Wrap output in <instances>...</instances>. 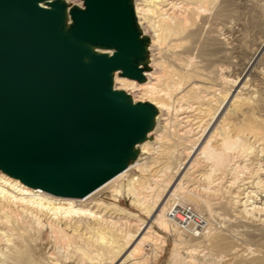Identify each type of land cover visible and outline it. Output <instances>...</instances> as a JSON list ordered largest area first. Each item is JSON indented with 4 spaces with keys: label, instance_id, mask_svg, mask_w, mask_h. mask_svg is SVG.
Returning <instances> with one entry per match:
<instances>
[{
    "label": "bare ground",
    "instance_id": "1",
    "mask_svg": "<svg viewBox=\"0 0 264 264\" xmlns=\"http://www.w3.org/2000/svg\"><path fill=\"white\" fill-rule=\"evenodd\" d=\"M141 4L142 6L136 7V12L144 16L154 28L156 41L162 46L164 54L168 56L171 66L180 70L184 69L186 72L184 87H180L181 83L175 84V81L173 84L166 80L162 82L160 75L154 76L157 83L141 85L145 93L151 96L149 99L151 104L158 108L168 107L167 110L170 109L177 115L178 130L174 139L176 145L181 146L176 150L172 145L166 146L164 150L161 149L159 157L154 162L159 163L158 167L163 165L162 174H151L143 163L137 164L142 173L140 177L130 180L125 190L126 196L133 197L132 203L140 207L144 206L147 194L142 197V193L147 189H152V184L158 185V181L161 180L158 178L165 177V171L168 172V169L174 168L175 165L172 168V161L181 160L179 167L171 171L170 181L163 190V194L154 203L153 208L147 209L151 215V222L139 218L137 214L119 205H111L95 199L96 193L129 173L132 167L130 164L122 173L83 198L62 197L41 189L30 188L0 170V214H9L13 207H16L18 213H24L32 218L38 220L42 217L47 218L49 227L55 234L59 236L60 232L62 233L65 229L66 231L71 229L76 239L80 240L78 243L89 240L91 235L93 238L95 235L101 236L102 240L106 232L111 233L107 241L96 244L91 256L85 257L86 264H147L149 260L158 258L156 250L163 252L164 247L167 246L166 238L156 232L153 224L165 231H171V224L182 230H191V226H195L193 229L195 231L202 227V222L198 217H191L190 220L184 218L178 210L181 206L172 204L170 210L167 211L168 204L177 192L186 191L194 195L196 184L201 182L204 186V193L209 195L206 197H211L216 201V215H220L221 223H223L220 230L216 231L210 227V231L206 236L204 235L205 242H207L206 248L209 246L219 254L223 253L219 256V264H264V136L260 135L256 129L254 130L255 127L251 126L249 121L241 127L235 122L238 129L232 122L242 107L249 108L247 99L241 97L240 94L243 91L251 93L254 90L252 86L254 83L250 80V76H254L258 84L264 87V71L256 68V63L264 59V38L258 44L257 49L250 54L245 71L236 81L232 82L229 92L225 93L224 100L217 109H213L212 114L210 111L215 102V96H217L216 91L221 90L216 87L223 88L232 81L227 74V67L215 68V65L218 60L229 59L228 52L232 49L231 41L223 37L234 35L237 30L232 24L233 0H144ZM260 4L250 5V10L262 23L264 6ZM167 20L174 30L169 35L171 43L165 32L168 25ZM106 52L109 53V51ZM146 55L148 56V52ZM143 65L144 62L141 63L140 68ZM118 72L120 71L113 73L114 89ZM144 75H146L145 72ZM194 78L202 85L194 83ZM121 82L124 87L135 84V80L129 78H123ZM158 83H162L164 87L157 88ZM169 83L170 86L177 85L172 93L167 92L165 88ZM260 107L264 109V104ZM209 115L212 117L209 118ZM244 126L251 131L250 138L257 146L249 153H246L247 149L239 147L240 139L245 137L244 133L248 130L244 129ZM236 129L238 130L237 135L234 136L233 132ZM199 130L201 134L197 136L198 139L192 146L190 145L188 150L185 141H189L191 135L193 136ZM153 131L154 126L146 138L135 147L136 150L138 146H142V152L148 154L149 157L151 147L148 138ZM241 131L244 132L239 133ZM169 159L173 160L169 161ZM114 191L116 199L121 197V187ZM225 192L229 194V201L223 200ZM0 224L2 227L5 225L10 230H15L18 228L19 219L11 212V215L0 217ZM18 229L20 232V226ZM236 229L238 235L233 234ZM19 232L18 234H21ZM4 233L0 230V240ZM85 234H91L88 236L90 238L85 237ZM245 235L258 241V247L244 249L246 245L243 248L242 243L245 242ZM67 236L66 234L65 237ZM19 237L16 238L19 239ZM11 241V239H6V244L9 245ZM87 241L80 245L76 241L74 243L76 247L80 249L84 247L88 250L92 244ZM10 245L13 243L11 242ZM93 247L95 245H92ZM20 248L13 245L10 255L12 260L16 261L18 257H21ZM205 249L201 251L202 255H210L211 250L205 251ZM176 256L177 249L173 248L171 258L174 259Z\"/></svg>",
    "mask_w": 264,
    "mask_h": 264
},
{
    "label": "water",
    "instance_id": "2",
    "mask_svg": "<svg viewBox=\"0 0 264 264\" xmlns=\"http://www.w3.org/2000/svg\"><path fill=\"white\" fill-rule=\"evenodd\" d=\"M84 2L0 0V170L69 198L122 173L157 113L113 88L115 71L145 80L132 0Z\"/></svg>",
    "mask_w": 264,
    "mask_h": 264
},
{
    "label": "rangeland",
    "instance_id": "3",
    "mask_svg": "<svg viewBox=\"0 0 264 264\" xmlns=\"http://www.w3.org/2000/svg\"><path fill=\"white\" fill-rule=\"evenodd\" d=\"M63 2L66 3L69 10L73 7H80L85 9L84 0H63ZM132 2L134 5L138 27L140 28V31L142 33V37L148 40V46H147L148 56L142 67L145 68L144 72L146 75H145V80L143 82H139L135 80L134 85L124 87L122 85L121 80L126 77H123L120 71L116 74L115 90L118 89L121 91H125L132 98L135 104L139 102L151 103V101L149 100L151 99V96L146 94L144 89H142L143 85H145L146 83H153V82L157 83V80L156 78H154V76L160 75L162 76V82L166 80V82L170 81L172 82V84L175 82H176L175 84L181 83L180 87H184V85H186L184 83L186 81L185 80L186 78H184L186 72L184 69L180 70L175 66L174 67L171 66V61H169L168 56L164 54V51H162L163 49L162 46L158 44V42L156 41L157 36L154 31V28H152V26L148 23V21H146L144 16L136 12V7L140 5L142 6L141 3H143L144 0H132ZM253 4L254 5L260 4L264 6V0H233L232 24L236 26L237 30L234 33V35H226L227 37L226 36L223 37L231 41V43L233 44L232 49L230 52H228L229 59H224L222 61L218 60V62L216 63L217 66L215 65V68L227 67L228 68L227 74L229 75V78L232 81L224 85L223 87L224 89L221 87L220 88L216 87L221 90L216 91L218 94L216 93L217 96H215V102L212 104L213 106L211 107L212 110L210 111V113L212 114L214 112L213 109L214 110L217 109L220 106L221 102L224 100L225 93L229 92L230 88L232 87L233 84L232 82L236 81L237 78L240 77V75L245 71L246 63L249 60L250 54L255 49H257L258 44L264 38V20L261 23L260 21L257 20V17L253 15V13L250 10V5ZM166 24L168 25L166 26L165 32L166 34H168V38H167L168 41L171 43L172 41L169 35L174 32L173 26L169 23V20L166 21ZM109 53H112V51H109ZM165 61L167 62V64ZM157 64H159V66ZM161 65L163 69L161 68ZM256 68L257 70L264 71V59H260V61L256 63ZM165 69L167 71L169 70L171 73L169 71L166 72ZM163 70L166 73L163 72ZM157 72L160 74H158ZM224 74L226 75V73ZM173 76H175V78H173ZM195 79L196 78H194V83H196L199 86L202 85L201 82L199 84V81ZM250 80L254 83V85H252L254 87V90L251 93L243 91L240 94L241 97L247 99L249 108H247L246 106L242 107L239 113L234 116L232 122L235 127L237 126V124L240 125L241 127L244 123L249 121L248 123H250L251 126L255 127L254 130L256 129V131H259L260 135L264 136V109L260 107L261 104H264V87H262L261 84H258L254 76H250ZM158 86L157 88H161L162 86L164 87L162 83H160ZM175 86L177 85L170 86L169 83L167 84V86H165V88L167 89V92L172 93L174 92ZM155 108L157 113L155 116L154 131L150 133V136L148 138V142L150 143L149 145L151 147L150 157L148 154L142 152L143 151L142 146H138L136 148L137 157L129 162L130 166H132L129 173H127L122 178L113 182L110 186L106 187V189L103 188L104 190L102 189L101 191H99V193L95 194V199L99 201H103L107 204L119 205L122 208L128 210L129 212H133L134 214H137L139 218L150 222L152 219H150L151 215L147 209L153 208L154 203L163 194V190L166 188L167 184L170 181L169 175H171L170 174L171 171L172 170L175 171L176 168L179 167L180 165L179 162L181 161V160L178 161L177 159L176 160L177 162H174L172 161L173 159H169V161L173 162L172 168L175 165L174 166L175 169L174 168L168 169V172L166 170L165 171L166 173H164L165 177L162 176L163 179L161 177L158 178V180L161 179L160 181H158V185L152 184L151 185V187H153L152 189H147L146 191L148 192L144 191L145 193L144 192H143L144 194L142 193L141 195L142 197L143 195L145 196V194H147L146 195L147 197L144 200L145 202L144 206L147 205L145 209L144 206L140 207L132 203L133 201L132 196L129 195L126 196L124 194L127 185L130 183L129 181L136 177H140L142 173L141 169L138 167L137 164L143 163V166H146L145 168L149 169L150 170L149 172L151 174H156V173L162 174L161 169L163 165L158 167L157 164L159 163L154 162L157 159V157H159L161 153L160 151L164 150L166 146L168 147L171 145L175 150L177 148L178 149L181 148V146L176 145V140L174 139L176 138V133L178 130L177 115L175 114V112L171 111L170 109L167 110L168 107L158 108L157 106H155ZM208 117L210 118L212 117V115H209ZM236 128L238 129V126ZM237 129L234 130L233 132L234 136L237 135L236 134L238 131ZM244 129H248V130H246V132L244 133L245 137L240 139L239 147L243 149L244 148L247 149L246 153H249L252 150L254 151L255 147L257 146L252 142V139L250 138L251 131L249 130V128L247 126H244ZM243 132L244 131H241L239 133H243ZM199 134H201L200 130L196 131L193 134V136L191 135L189 141H187L188 143L185 141V145L188 148V150L190 145L192 146L193 143L196 142V140L199 137L198 136ZM135 183L137 182L135 181ZM149 183L150 182H148V184ZM120 187L122 189V195L121 197L116 199V197L114 196L115 194L114 190ZM203 189H204L203 184L199 182V184L198 183L196 184L195 190L193 192L195 196L186 191H181L179 193L177 192L174 196V199L171 200V202L169 203L170 205L168 204L167 206V211L170 210L172 204H174L175 206L182 205V206L190 207L195 212V215L198 217L199 221L202 222V227L196 229L195 231H193V229H195V226H191L192 228L191 230H182L180 228H177V226L171 224V231H165L161 229L158 225L153 224V228L156 230V232H158L160 235L166 238L167 246L164 247L163 252H161V250L160 251L156 250L157 251L156 257L158 258H155V260L154 259L149 260L147 264H219L218 263L220 260L219 256L223 255V253L219 254L218 251L212 248L210 249L209 246L208 248H206L207 242H205L206 238H204V235L206 236V234L210 231L209 230L210 227L214 228L216 231L220 230L223 223H221L222 221L219 217L220 215L218 214H217L218 216L216 215V211H215L216 201L213 200L211 197H206L207 194L204 193ZM224 194L225 196L223 200L229 201L230 200L229 194L227 192H225ZM17 209L18 208L13 207L12 211H10L9 214L8 213L0 214V217L11 215V212L13 213V215H17L19 219L18 228L20 226L21 229L20 232L21 234H23V235L18 234L19 232L18 228H16L17 230L16 229L10 230L9 227L5 225H3L2 227L1 226L2 224H0V230L2 232H5L4 236L0 240V251H1L0 264L2 263L3 264L5 263L6 264H86V261H84L85 257L87 258L88 256H91L93 254V249L96 248L97 245H99V242L107 241L108 238L111 236V233L106 232L105 235L102 236V240H101V236L95 235L93 238L91 234L87 235L88 234L87 233L85 234L86 236L85 235L84 236L88 237L91 235V238L88 237L90 238L89 240L86 239L83 242L81 241V243L84 244L85 241L88 240L87 242H89V244L95 245V247L92 248V245H90L89 247L90 249L88 248V250L86 248L84 249V247L80 249L75 246L76 244L74 243V241L78 243V241L80 240L78 238L76 239L75 233L74 234L72 233L73 230L68 229V231H66L67 229H65L63 231L65 233L62 232L63 233L62 234L60 232L58 236L49 227V220L47 218L42 217L38 220L28 215H25L24 213H18ZM118 231L119 230H117V232ZM236 232L237 229L234 231L233 234L238 235ZM66 234L68 236L71 234L72 235L69 237L67 236L68 237L67 238L65 237ZM12 235L15 236L13 237ZM73 235L75 237H73ZM19 236H21L22 238ZM16 237H19V239H17ZM6 239H11L13 245H17L21 247L20 249L22 250V255L21 257H18L19 261L18 259L16 261L11 259L10 255L12 254L11 252L13 249V245H10L11 242H9V245L11 247L8 244H6ZM244 239L245 242L242 243L243 244L242 247L243 246L245 247L246 245L245 248L243 247L244 249L247 250L248 248L254 249L258 247V241L254 240L253 238H249L247 237V235H245ZM81 243L78 244L80 245ZM151 248L153 249V246ZM173 248L177 249V256L174 259L171 258V251ZM203 249H205V251L211 250L210 255L203 256L202 255L203 253H201ZM6 260L9 262H7Z\"/></svg>",
    "mask_w": 264,
    "mask_h": 264
},
{
    "label": "built area",
    "instance_id": "4",
    "mask_svg": "<svg viewBox=\"0 0 264 264\" xmlns=\"http://www.w3.org/2000/svg\"><path fill=\"white\" fill-rule=\"evenodd\" d=\"M178 210L180 211V213L183 214L184 218H187V220H190L191 217L197 218V216L195 215V212L190 207L181 205V207H179Z\"/></svg>",
    "mask_w": 264,
    "mask_h": 264
}]
</instances>
